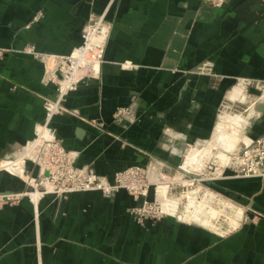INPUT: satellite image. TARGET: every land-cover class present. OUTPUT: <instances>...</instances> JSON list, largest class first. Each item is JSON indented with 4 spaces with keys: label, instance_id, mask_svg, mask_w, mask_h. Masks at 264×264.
I'll return each instance as SVG.
<instances>
[{
    "label": "crops",
    "instance_id": "1",
    "mask_svg": "<svg viewBox=\"0 0 264 264\" xmlns=\"http://www.w3.org/2000/svg\"><path fill=\"white\" fill-rule=\"evenodd\" d=\"M91 13L110 26L99 78L70 91L51 122L79 151L77 165L110 177L158 158L171 173L188 145L210 139L224 99L217 122L242 121L229 102L243 95L235 77L264 79V0H0V157L33 136L43 99L54 97L25 49L68 54ZM128 105L132 120L113 117ZM9 184L0 174V188ZM214 186L259 217L217 235L173 216L141 226L129 213L139 201L124 190L44 197L35 207L24 199L0 207V264H264V179Z\"/></svg>",
    "mask_w": 264,
    "mask_h": 264
},
{
    "label": "built area",
    "instance_id": "2",
    "mask_svg": "<svg viewBox=\"0 0 264 264\" xmlns=\"http://www.w3.org/2000/svg\"><path fill=\"white\" fill-rule=\"evenodd\" d=\"M201 1L214 7H222L227 0ZM40 15L41 12H38L34 16V20H38ZM109 31L110 26L104 15L91 13L82 34L81 43L68 54L39 52L34 50L32 45L27 47V50L43 64L42 83L53 86L55 91L54 97L44 101L45 112L49 117L66 111L63 105L65 97L77 87L80 81L99 78ZM234 81L235 85L242 88L245 100L231 101L229 102V108L232 112H238L246 117L249 112H252L247 118L250 125L249 120H252V118L253 120L259 119L264 113L257 108L260 105L264 106V79L237 76ZM225 101L224 99L220 104L218 114ZM245 102H249V105L240 108L239 104L242 105ZM134 106L117 107L113 112V117H124L132 120L130 116ZM71 113L78 114V111L72 110ZM89 123L100 130L104 129L105 124L102 121L92 119ZM261 125L260 130L251 139L239 141L233 150L226 152L227 159L224 162L216 159L213 154L216 149H213V153L208 156H203L202 170L192 168L191 171H186L182 166V162L190 150H202L209 145L214 129L206 144L188 145L186 147V150L182 153L181 162L176 166L174 173L168 172L165 162L158 158L149 159L145 165L133 164L116 171L112 180L97 175L88 167L74 168L68 156H65L64 159L65 168L81 174L85 189L98 188L107 197L116 190L123 189L136 199L142 198V203L131 209L140 223H144L146 220L159 221L165 216L176 217L180 206L184 222L202 225L212 224L216 219H219L221 215H218V210H232L234 211L233 219L236 222L232 227L235 228L242 221L248 219L247 214H250L252 221H254L259 217L258 213L253 211L247 204H243L242 207H235L232 204V198L226 196L227 200H225L223 198L225 195L210 182L238 178L258 177L264 179V124ZM46 140L49 141L47 146L52 147V151L54 147H58V143L53 141L54 138ZM194 165L196 166V164ZM199 182H204L206 185L202 187L201 185L193 186L194 183L199 184ZM174 188L180 191L178 198L169 197ZM150 192L154 195V200H149L148 195ZM230 221L231 219L228 220V223L231 226Z\"/></svg>",
    "mask_w": 264,
    "mask_h": 264
},
{
    "label": "rangeland",
    "instance_id": "3",
    "mask_svg": "<svg viewBox=\"0 0 264 264\" xmlns=\"http://www.w3.org/2000/svg\"><path fill=\"white\" fill-rule=\"evenodd\" d=\"M25 52L32 54L31 52H29V50H27V48L25 49ZM33 57L36 58L34 55ZM43 71H42V76H43ZM42 76L40 79L41 83H42ZM49 98L50 97H45L43 99V108H44V101ZM247 105H249V102H245L242 105L239 104V107L245 108ZM233 113L235 114V116L240 117L242 121L232 120V122L230 121L229 123L234 125L235 128L238 129L239 131L242 129L240 131L241 138H245V136L249 138L252 136L253 133L255 134L260 130V127L262 126L261 125L262 122L260 120L262 119L263 114L260 116L259 119L253 120L252 118V120H249L250 121V125H249L246 120L247 118L245 116L241 115L238 112H233ZM243 114L245 115L246 113ZM55 115L49 117L47 112H45V108H44V120L40 123L37 122L34 125L33 136L29 139H26L20 145H17L14 148L11 147L7 155L0 157V174H5V176L9 177L10 179V184H9L10 187L8 189L2 190L0 188V207L5 205H15L24 199L29 201L35 207L44 197H52L53 199H62L68 197L73 193H80L87 191H97L100 192L105 198H111L116 192L123 190V189L116 190L114 193H112V195L107 197L98 188L85 189L83 184L84 181L81 177V174H78L77 172L74 171H69L68 169L65 168L64 159L65 156H68L70 158V161H72V166L74 168L88 167L93 170V167H91V165L76 164V158L77 155H79V151L75 150L74 148H68L65 145H63V142L59 137L57 130L51 124ZM246 122L247 124L244 126V123ZM53 138H54L53 141L58 143L57 144L58 147H54L52 151V147L47 146L49 141L46 139H53ZM175 170L176 167L171 173H174ZM97 175L104 176L107 180H112L113 178V175L110 177L100 174ZM221 181L222 180H217L214 183L213 182L210 183L214 186L216 185V183H220ZM200 185L202 187L206 184L204 182L201 183L199 182V184L194 183L193 186L197 187ZM219 191L225 195L223 196V198L227 200L226 196L228 197L229 195L222 192L221 190ZM179 194L180 191L174 188L169 194V197L178 198L180 196ZM132 198L135 201H139L138 204L135 206H139L142 203V198H137V199L134 197ZM149 200H154V198L152 199L149 198ZM232 204L235 207L243 206V203L238 202L233 198H232ZM133 207L129 208V213L132 215L134 220L139 225L145 226L147 222H151V223L156 222L152 220L151 221L146 220L144 223H140L138 221L137 216L134 215L131 211ZM181 210L182 208L179 206V211L177 213L178 215L175 218L181 222H184L183 221L184 218H183V214H181L182 213ZM217 213L218 215L221 216L219 217V219H216V221L212 222V224L210 223L209 225H202V224L199 225H201L202 227L208 229L209 231L217 235H226L230 232L240 229L244 223L242 221L238 227L233 228L232 226L229 225L228 220L229 219L234 220L233 219L234 211L218 210ZM247 217L248 220L252 221L251 215L247 214ZM193 224H197V223H193Z\"/></svg>",
    "mask_w": 264,
    "mask_h": 264
},
{
    "label": "bare ground",
    "instance_id": "4",
    "mask_svg": "<svg viewBox=\"0 0 264 264\" xmlns=\"http://www.w3.org/2000/svg\"><path fill=\"white\" fill-rule=\"evenodd\" d=\"M244 98H245V94L243 93L241 99H239L238 101H243L245 100ZM251 114L252 112H249L247 117L246 116L245 117L248 118ZM240 131L236 129L235 126L229 122L218 121L216 123L209 145L203 148L202 150L201 149L190 150L189 153L184 158V162L182 166H184V169L186 171H191L190 169L192 168H194L195 170H200V169L202 170L203 167L202 157L205 155L208 156L209 154L213 153L212 151L213 149H216V152L213 153L216 159L220 162H224L227 159L226 152L233 150L239 141L244 140V138H241ZM252 137H250V139ZM194 164H196V166Z\"/></svg>",
    "mask_w": 264,
    "mask_h": 264
},
{
    "label": "water",
    "instance_id": "5",
    "mask_svg": "<svg viewBox=\"0 0 264 264\" xmlns=\"http://www.w3.org/2000/svg\"><path fill=\"white\" fill-rule=\"evenodd\" d=\"M87 80L86 79H83L82 81H80L78 83V85H81V84H84ZM260 111L264 112V106L263 105H260L259 107H257Z\"/></svg>",
    "mask_w": 264,
    "mask_h": 264
}]
</instances>
